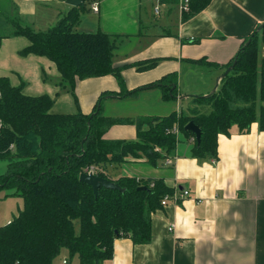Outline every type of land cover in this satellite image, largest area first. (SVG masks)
I'll return each mask as SVG.
<instances>
[{
    "label": "crops",
    "instance_id": "1",
    "mask_svg": "<svg viewBox=\"0 0 264 264\" xmlns=\"http://www.w3.org/2000/svg\"><path fill=\"white\" fill-rule=\"evenodd\" d=\"M0 4V21L14 16L37 32L49 31L75 8L66 0H0ZM85 7L79 9L75 31L115 37L113 63L121 69L124 88L107 75L77 80L74 94L61 92L55 63L21 55L29 45L25 37L2 41L0 77L14 87L23 85L27 96L51 97L53 114H92L102 95L115 93L102 102L103 115L114 120L104 134L107 141H135L139 118L181 113L178 107L183 101H190L189 110L195 98L215 93L227 65L264 24V0H211L191 16L190 9L183 11L181 0H88ZM150 61L157 63L138 69ZM163 80L176 89L175 98L165 100L167 90L158 86ZM263 106L259 98L258 113ZM201 111L209 114L211 109L205 106ZM176 138L181 139L173 156L156 165L141 156L108 166L115 179H160L170 191L167 195L180 198L183 191L189 195L161 204L152 215L149 244L117 239L112 260L103 264H264V131L258 123L247 132L233 125L229 134L218 137L217 159L193 157V138L182 132ZM5 169L0 162V175ZM68 255L62 250L53 264H64ZM75 261L80 264L77 257Z\"/></svg>",
    "mask_w": 264,
    "mask_h": 264
},
{
    "label": "trees",
    "instance_id": "2",
    "mask_svg": "<svg viewBox=\"0 0 264 264\" xmlns=\"http://www.w3.org/2000/svg\"><path fill=\"white\" fill-rule=\"evenodd\" d=\"M210 1L192 0L189 16L204 10ZM84 8H72L46 32H37L12 18L13 27L8 26L11 32L0 30V46L6 38H27L29 45L21 55L42 56L55 63L61 73V92L74 94L77 80L107 75L116 77L124 88L121 69L113 63L115 37L75 31L79 9ZM262 44L264 27L245 41L227 65L231 71L215 93L195 98L188 113L139 118L135 141L103 138L114 120L103 115L102 102L115 93L102 95L92 114H53L55 101L51 97L27 96L23 85L14 87L8 78L0 77V162L6 164L0 175V193L6 192L5 198L24 199L19 215L0 226V264H53L64 249L80 264H103L112 260L117 239L149 244L152 215L169 189L160 179H115L108 166L122 165L141 154L153 165L173 156L179 140L168 130L175 125L186 138L194 139L192 156L199 159H217L218 137L229 134L233 125L247 132L258 123L264 131V106L257 111L258 99L264 103ZM156 63L150 61L138 69L147 70ZM158 86L166 88L165 100L176 97L173 85L163 80ZM205 106L211 109L209 114L202 113ZM190 122L202 131L199 145L195 134L185 131ZM89 168L121 190L100 188L96 196L93 187L80 180ZM141 187L145 190H139Z\"/></svg>",
    "mask_w": 264,
    "mask_h": 264
},
{
    "label": "rangeland",
    "instance_id": "3",
    "mask_svg": "<svg viewBox=\"0 0 264 264\" xmlns=\"http://www.w3.org/2000/svg\"><path fill=\"white\" fill-rule=\"evenodd\" d=\"M0 6H1V4H0ZM3 9H5V8H3ZM3 18H4V20L0 21V27L2 26L3 28H1L0 30L3 29L2 32H5V30L6 29L8 30L9 27L10 28L13 27V25H12L13 19L12 18H14V16H12L8 19L5 16ZM2 32L0 31V33H2ZM189 106H190V101H183L180 104V106L178 107V110L182 111L183 113H188L189 112V110H188ZM160 107L162 109H165L162 106H160ZM113 111L114 112H121L122 108H114ZM142 127H143V129H146V125H143ZM178 139H181V138H178ZM141 155H142V157L147 158L144 154H141ZM5 193L6 192L0 193V226L7 224V223H10L24 209V199L23 198L15 197V196L5 198L4 197ZM63 258L64 257L60 256V258H58V259L61 260ZM66 260L71 261V264H75V262H77V261H75L76 257H71L70 254L66 258Z\"/></svg>",
    "mask_w": 264,
    "mask_h": 264
},
{
    "label": "water",
    "instance_id": "4",
    "mask_svg": "<svg viewBox=\"0 0 264 264\" xmlns=\"http://www.w3.org/2000/svg\"><path fill=\"white\" fill-rule=\"evenodd\" d=\"M88 0H66V4L70 5L71 7H85L86 2ZM264 27V24L259 28L258 31H260L262 28ZM251 40L248 41V43H250ZM231 71V68H228L227 71L224 73L223 78H225ZM185 131L186 132H191L193 134H195V138L197 141V144L199 145L201 142V138H202V131L199 128V126L195 125L194 122H190L189 124L186 125L185 127ZM80 180L84 183H87L88 185L92 186L94 189V193L97 196L98 195V191L100 188H107V189H112V190H121L119 185L108 181L107 179L98 177L97 175L93 174V173H83L80 176ZM139 190H145V187H141L139 188Z\"/></svg>",
    "mask_w": 264,
    "mask_h": 264
},
{
    "label": "built area",
    "instance_id": "5",
    "mask_svg": "<svg viewBox=\"0 0 264 264\" xmlns=\"http://www.w3.org/2000/svg\"><path fill=\"white\" fill-rule=\"evenodd\" d=\"M190 2L191 0H181V6L184 12H188L190 9ZM95 11H98L97 7L93 8ZM156 13H159V10H156ZM169 134L175 135L176 137H178L181 134L180 128L178 125H175L172 129L168 130ZM194 140V139H193ZM158 151V150H157ZM167 162L171 165L173 162L172 160H167ZM86 173H93L95 174V169L94 168H89L86 170ZM189 195L188 191H183L182 195L180 198H178L177 196H173V195H166L161 204L162 206H166L168 204L169 201L174 200L175 202H179V200H183L185 197H187ZM173 230V227H170V231ZM64 264H68V261L64 260L63 262Z\"/></svg>",
    "mask_w": 264,
    "mask_h": 264
}]
</instances>
